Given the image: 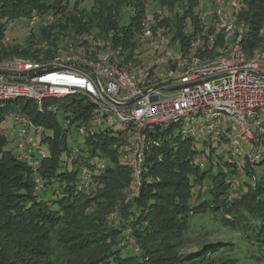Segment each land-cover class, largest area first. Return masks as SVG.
Listing matches in <instances>:
<instances>
[{
	"label": "trees",
	"instance_id": "obj_1",
	"mask_svg": "<svg viewBox=\"0 0 264 264\" xmlns=\"http://www.w3.org/2000/svg\"><path fill=\"white\" fill-rule=\"evenodd\" d=\"M147 2L173 9L160 21L175 23L176 35L186 42L182 29L188 16L198 23L195 8L200 0H94L89 10L80 6L81 0H0L1 38L5 27L22 18L33 28L25 42L0 43V59L14 55L47 59L60 47L65 49L78 34L110 39L126 54V61L134 59L138 45L133 26H138L146 15ZM181 2L190 9L180 16L175 7ZM241 4L238 18L247 25L244 46L251 53L264 40V0H243ZM126 7L136 9L130 25L122 22L121 11ZM163 9L154 13L159 16ZM34 14L42 18L30 24ZM15 100L44 127L43 141L50 155L42 159L38 168L42 184L38 189L35 172L20 160L15 146L9 147V141L0 135V264H57L50 255L54 242L69 251L70 259L62 264H226L224 256L237 264L231 254L234 243L217 237L203 241L200 231L194 229V219L201 220L208 214L222 225L245 229L244 237L264 249V171L259 179L256 176L249 181L245 177H251L250 172L256 174L255 168L247 166L236 172L233 161L224 163L223 156L214 149L203 169V161L195 159L196 140L183 137L171 127L156 133L159 146L149 148L152 154L147 150L140 193L123 202L121 192L133 184L130 167L119 159L123 133L111 127L99 132L95 129L85 135L90 146L85 150L68 145L70 129L64 130L59 121L63 115L65 125L75 126L79 133L80 126L88 124L94 115L90 100L78 93L51 97L44 101L43 111L28 98ZM74 147L79 148L77 153H73ZM64 154L66 158L62 160ZM107 156L115 166L96 160ZM226 165L230 172L224 171ZM215 166L217 171L213 173ZM85 167L89 181L84 179ZM232 175L239 177L241 185L230 197L226 178ZM100 194L114 198L109 204L118 203L122 210L117 220L132 226V239L124 241L125 248L119 246V226L102 213H94L90 201ZM196 242L198 252L189 251L191 243ZM134 244L138 251H124Z\"/></svg>",
	"mask_w": 264,
	"mask_h": 264
},
{
	"label": "built area",
	"instance_id": "obj_2",
	"mask_svg": "<svg viewBox=\"0 0 264 264\" xmlns=\"http://www.w3.org/2000/svg\"><path fill=\"white\" fill-rule=\"evenodd\" d=\"M241 3L200 0L195 8L198 23L188 16L182 29L184 42L176 35L175 23H161L165 10L157 16L151 13L152 2H147L146 15L133 26L136 60L126 61V54L110 39L99 37L94 42L89 34L76 35L65 49L60 47L47 59L17 55L0 59V111L13 119V127H5L0 135L15 142L20 160L36 174L37 188H42L38 168L47 156L45 130L18 103L9 108L8 102L18 98L33 100L41 111L51 97L78 93L90 100L97 111L88 124L80 126L79 133L90 134L97 127L123 133L125 163L133 175L129 198L140 193L147 150L159 146L156 133L171 127L186 138L228 141L236 172L263 165L264 40L251 53L245 49L247 25L238 18ZM189 9L181 2L175 12L181 16ZM131 12L135 15L136 9ZM41 18L34 14L30 24ZM0 121H6L5 115ZM183 121L189 126L183 127ZM248 141L253 143L246 150ZM78 149L74 147L73 153ZM229 169L224 167L226 172ZM83 175L90 180L87 167ZM226 184L231 197L241 181L232 175ZM132 247L139 250L135 244Z\"/></svg>",
	"mask_w": 264,
	"mask_h": 264
},
{
	"label": "rangeland",
	"instance_id": "obj_3",
	"mask_svg": "<svg viewBox=\"0 0 264 264\" xmlns=\"http://www.w3.org/2000/svg\"><path fill=\"white\" fill-rule=\"evenodd\" d=\"M94 4V0H81V7L82 8H87L88 10L91 9L92 5ZM153 8V12L157 11V10H161V8H164L165 10V14L167 15H171L172 14V8L171 7H167V6H161L158 5L157 3L154 2V4L152 5ZM121 17H122V22H124V24L126 25H130L131 23V17H132V12H131V8L130 7H126L124 9H122L121 11ZM152 17V16H151ZM26 22L25 18H22V20L20 21H15L13 26L10 27H5V30L3 31V35L2 38L0 37V43H11L10 45H14L17 43H22L25 42V38L27 35L30 34V32L32 31V27L24 24ZM11 23V21L8 22V24ZM188 26H191V21H188ZM1 34V31H0ZM92 35V34H90ZM88 35V38L94 42H96V40L100 37V35H95L96 37L93 38V36ZM37 38V37H36ZM36 41H39V39L37 38ZM20 56V55H19ZM8 106L9 108L14 107L16 104V100H13L11 102H8ZM20 106V104H18ZM97 107L94 109L95 111ZM5 115L6 121H0V132L2 131V129L9 128L11 129L13 127V119L9 116V114H2L0 117H3ZM59 121L62 124V127L64 130L66 129H70V133L68 136V145L70 147L74 146V145H79L81 146L83 149L85 150H89L90 146L89 144L86 142V137L85 135H80L78 133V131L76 130L75 126H68L65 125L64 123V117L63 115L59 116ZM181 124L183 125V127H188L189 124H187L186 121L181 122ZM47 130V129H46ZM96 130L99 132L101 131V127H97ZM196 142H197V153H196V158L197 160H202L203 161V169L207 168L208 165V161H209V153L211 150H215V153L221 154L223 156V162H228L232 160V155L230 152V143L227 142H219L218 139L213 140L212 142H205L203 143V138H195ZM121 143H119V159H120V163L121 164H125L126 158L123 154L124 152V147L125 146L124 142L122 140H120ZM253 142H245V148L246 150H249L251 148ZM9 147H14L15 146V142H11L9 145ZM50 149L47 147L46 148V152L48 155H50ZM101 154L102 151H100ZM149 153L152 154L151 149H149ZM214 153V154H215ZM238 155V154H237ZM217 157V156H216ZM239 157V155L237 156ZM66 158V154H64L62 156V160H64ZM96 160L99 163L105 164V166H115V162L112 161V159L110 158V156H107L105 159L97 157ZM228 166V165H227ZM73 167V163L70 164V168ZM252 168V166H251ZM256 174H253V172H250V174H252L251 177H249L248 175H246V179H248L249 181H252V178H255L257 176V178L259 179L260 176L262 175V172L264 171V165H260V166H256L255 167ZM217 171V166L214 167L213 169V173H216ZM95 174H100L99 171H96ZM133 182V180H132ZM130 188H132V185L130 186ZM129 188L126 187L125 189H123V191L121 192V196L123 199V202L125 201H130L129 197H130V192H129ZM105 196V197H104ZM114 198H112L111 196L109 197L108 194H100L99 196H94L93 199L90 201V204H92V207H94V213L97 214H103L105 218H107L108 221L112 222V224L115 226L117 225L118 229L121 231V240L119 243V246L121 248H125L126 245H124V241L125 242H129L132 239L131 234V225H126L125 222H119V220H117L118 218L122 217L121 212L122 210L119 209L120 205L118 203H113V204H109L111 203V201ZM109 208V209H108ZM227 215V214H226ZM228 218V216H226ZM194 223L196 224V227L194 229H198V233H200L201 236V240H210V239H215L217 237V239H224L227 240L229 242L234 243L235 247L234 250L231 252L232 256L237 260V264H264V249L257 245L256 243H252L250 240L246 239V237H244L245 235L243 234V231L245 229L239 228L237 230L222 225V223L216 219L212 214H208L205 215L204 218L200 219H194ZM248 225H252V224H248ZM247 229V228H246ZM68 244V243H67ZM50 255L51 258L57 262V264H62L65 261L69 260V251L68 249L64 248L62 246L61 243L57 242V243H53L50 245ZM189 251H196L198 252L199 250V244L196 243H191V245L188 247ZM125 252H134L133 248L130 247L126 250H124ZM226 264H231V262L228 260V258L226 256H224ZM218 260V257H217Z\"/></svg>",
	"mask_w": 264,
	"mask_h": 264
}]
</instances>
